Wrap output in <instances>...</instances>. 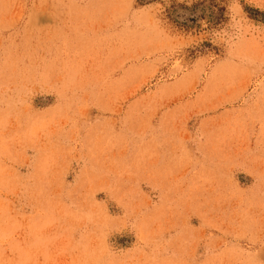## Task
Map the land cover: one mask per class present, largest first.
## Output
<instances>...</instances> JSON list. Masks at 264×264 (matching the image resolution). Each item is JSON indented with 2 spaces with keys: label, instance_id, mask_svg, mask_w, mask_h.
<instances>
[{
  "label": "rangeland",
  "instance_id": "obj_1",
  "mask_svg": "<svg viewBox=\"0 0 264 264\" xmlns=\"http://www.w3.org/2000/svg\"><path fill=\"white\" fill-rule=\"evenodd\" d=\"M0 264H264V0H0Z\"/></svg>",
  "mask_w": 264,
  "mask_h": 264
}]
</instances>
